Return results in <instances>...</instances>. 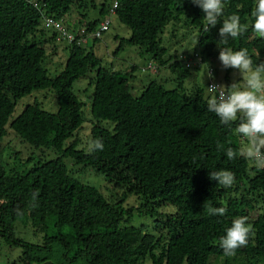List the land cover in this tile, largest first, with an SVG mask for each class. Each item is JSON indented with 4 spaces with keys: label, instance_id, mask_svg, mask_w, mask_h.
<instances>
[{
    "label": "trees",
    "instance_id": "obj_1",
    "mask_svg": "<svg viewBox=\"0 0 264 264\" xmlns=\"http://www.w3.org/2000/svg\"><path fill=\"white\" fill-rule=\"evenodd\" d=\"M117 1L115 14L131 30L129 38L120 39L117 52L125 45L136 46L142 56L166 65L168 50L161 35L175 14L186 13L189 24L199 29L198 46L207 55L220 51L219 46L234 51L243 48L254 66L264 63V37L251 27L256 0H225L224 15L210 30L203 10L191 0ZM88 4V0H0V136L9 125L22 141L63 152L77 165L104 176L114 188L126 191L120 197L106 196L72 177L61 158L39 163L24 174L0 167V240L11 249H22L12 264H52L43 263V254L52 249L54 240L69 248L70 239L80 246L73 260L85 258L87 264H142L147 257L153 264H210L212 256H225L220 238L240 216L248 217L253 231L248 245L234 256L264 260V212L258 205L259 199L264 203V168L250 166L244 157L229 160L226 155L229 147H242L235 131L239 121L221 124L207 110L210 97L200 87L187 94L181 83L167 89L153 81L140 96H134L130 73H110L99 67L100 59L77 39L71 43L58 40L59 33L46 18L60 20L73 35L83 28L93 32L100 20L88 22L77 32L65 20L73 7L87 9ZM100 14L105 16V4ZM232 14L239 15L248 30L222 45L219 29ZM42 20L53 34L38 41L40 35L46 36L40 29ZM48 42L65 43L69 50L64 69L55 77L48 76L44 65ZM170 66L174 71L180 68L177 62ZM97 67L95 80L90 82L94 84L91 114L97 121L91 141L100 139L103 150H78L76 141L63 149L84 122V103L73 93V84ZM186 75L183 71L182 76ZM44 89L56 95L57 113L35 102L11 121L20 99ZM102 121L111 122L112 130L103 127ZM221 170L234 173L230 187L210 178V173ZM34 193H38L35 199ZM127 194L138 196V207H125ZM209 207H225L226 212L210 215ZM134 211L153 218L155 229L162 228L167 241L163 242V234L151 235L130 225ZM27 220L42 224L44 232L53 221L58 229L69 226L71 233L46 235L42 245L28 243L17 237L14 226L16 221Z\"/></svg>",
    "mask_w": 264,
    "mask_h": 264
},
{
    "label": "rangeland",
    "instance_id": "obj_2",
    "mask_svg": "<svg viewBox=\"0 0 264 264\" xmlns=\"http://www.w3.org/2000/svg\"><path fill=\"white\" fill-rule=\"evenodd\" d=\"M117 0H88V8L84 7L76 9L73 7L66 16V23L72 31H79L80 28L86 27L88 22L94 20H109L110 24L103 33L100 40H94L91 35L87 36L85 47L92 50L100 59V66L108 72L130 73L129 83L133 88L134 96H140L142 91L151 82L156 81L163 84L167 89H175L179 84H182L184 93H191L197 88L204 90L205 96L210 97L208 85L210 83L209 70H213L211 75L213 81L219 85L230 87L234 82H237L240 87H244L246 76L241 74L238 69L224 68L219 60V50L212 56L207 55L199 49L198 40L200 31L197 27H193L187 21L186 13L177 15L167 24L161 35L162 44L168 50L165 58L169 60L166 65H160L158 62L151 61L148 56H142L138 47L125 45L122 50L117 52L121 38H129L131 30L126 25L122 24L115 13L111 12L113 3ZM105 4V16L100 14L102 5ZM82 14L86 17L82 19ZM40 29H44L45 37H37L38 41L49 38L53 34V29L49 27L44 20L41 21ZM40 34V33H39ZM47 56L45 67L49 77H55L65 67L69 50L65 43L48 42L44 45ZM199 50V57L203 60L199 61V57L195 53ZM153 63L157 67V71L146 70L148 64ZM178 62L180 68L174 71L170 65ZM98 67L92 69L85 77L80 78L73 84V93L84 103L82 127L79 128L65 144L66 149L73 141L77 142L76 149L90 152L89 143L91 141V131L97 121L94 120L91 114L92 98L94 84L90 83L95 80ZM186 71L187 75L182 76V72ZM37 102L39 106L50 113H57L58 102L57 97L51 89L36 90L31 95L25 96L17 102L16 109L11 118L15 119L24 110V108ZM101 125L109 130H112L113 124L109 121L100 122ZM6 134L0 136V167H4L9 172L24 174L32 167L39 163L61 158L67 166L69 174L75 179L97 187L103 194L109 196L114 194L118 197L123 196L126 189L114 188L113 184L108 183L107 179L96 173L91 168H84L77 165L71 157L63 156V152L56 151L52 148H37L27 142L22 141L20 137L9 127H6ZM246 142L242 143V146ZM250 166H256L255 163L249 160ZM258 200V199H257ZM126 208H136L139 206L138 196L135 194H127V200L124 203ZM259 210L264 212V203L258 200ZM162 209V212H166ZM134 217L131 221L132 226L141 227L144 231L151 235L163 234L167 241L166 232L161 228L155 229L156 223L149 215L139 216L134 211ZM253 214V213H252ZM17 237L21 240L42 245L46 235L59 236L70 235L71 228L63 226L57 228L52 221L47 232L42 230V224L34 225L30 220L16 221L14 223ZM70 239V238H69ZM69 242L67 248L62 241L54 240L52 249L43 254L46 260L43 263L52 264H87L85 258L74 259L75 252L79 249V244L75 240ZM21 248H9L2 240H0V264H12L19 259ZM161 249H158L159 252ZM71 258V260H67ZM264 264V260L254 261L249 260L245 256H222L216 255L210 258V264ZM142 264H153L150 257L145 258Z\"/></svg>",
    "mask_w": 264,
    "mask_h": 264
},
{
    "label": "clouds",
    "instance_id": "obj_3",
    "mask_svg": "<svg viewBox=\"0 0 264 264\" xmlns=\"http://www.w3.org/2000/svg\"><path fill=\"white\" fill-rule=\"evenodd\" d=\"M191 2L203 10L208 30L215 27L219 18L224 15L225 0H191ZM252 16L254 22L251 27L254 33L264 37V0H256ZM247 30L248 26L241 24L239 15L232 14L222 22L219 42L226 45L229 37L236 39ZM219 48V60L223 67L238 69L246 76V83L244 87H240L237 82L230 87L215 83L207 87L211 94L207 110L214 112L223 125L230 126L239 121L235 131L246 141V144L240 149L229 147L226 150L228 159L234 160L240 156L253 161L257 167L264 168V63L254 66L247 49L234 51L230 47L219 46ZM220 147L218 145V149ZM89 150H103L102 141L100 139L90 141ZM209 175L212 180L225 187H230L235 182V175L229 170H221ZM36 195L38 193L33 194V199ZM207 211L210 215L222 216L226 208L209 207ZM17 214H21L19 210ZM252 231L247 216L235 218L231 227L226 230V235L220 238V247L224 255L234 256L237 249L246 247Z\"/></svg>",
    "mask_w": 264,
    "mask_h": 264
},
{
    "label": "built area",
    "instance_id": "obj_4",
    "mask_svg": "<svg viewBox=\"0 0 264 264\" xmlns=\"http://www.w3.org/2000/svg\"><path fill=\"white\" fill-rule=\"evenodd\" d=\"M117 5H118V2L116 1L114 3V5L112 6L111 12L115 13V9L117 8ZM46 19H47L48 24L53 26L54 29L57 31V33H59L58 40L63 39V40H67L69 43H71L72 41L77 39L79 44H86V38L89 35H91L94 40L101 39L102 32L105 31L107 29L108 25L110 24L109 20H104V21L99 22L98 26L95 28V30L93 32H87V28H83L78 35H76V34L73 35V34L68 33L66 31L64 25L62 24V22L60 20H55L53 18H46ZM195 56L199 57V54L195 53ZM199 61H200V63L203 62V60L200 57H199ZM154 62H156V61H154ZM142 70L143 71H146V70L157 71V67L151 62L150 64H148V66L146 68H142ZM212 73H213V70L210 69L209 70L210 83H209L208 87L211 86L213 83H215L211 77ZM215 84H217V83H215ZM217 85H219V84H217ZM240 141H241V143L246 142L241 136H240Z\"/></svg>",
    "mask_w": 264,
    "mask_h": 264
}]
</instances>
